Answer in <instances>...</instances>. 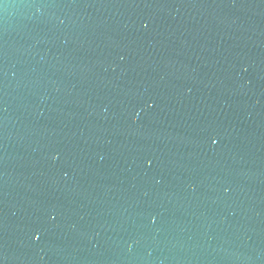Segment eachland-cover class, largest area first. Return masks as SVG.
I'll return each mask as SVG.
<instances>
[{"label":"water","instance_id":"95a60500","mask_svg":"<svg viewBox=\"0 0 264 264\" xmlns=\"http://www.w3.org/2000/svg\"><path fill=\"white\" fill-rule=\"evenodd\" d=\"M0 264H264V0H0Z\"/></svg>","mask_w":264,"mask_h":264},{"label":"snow or ice","instance_id":"6c2138e0","mask_svg":"<svg viewBox=\"0 0 264 264\" xmlns=\"http://www.w3.org/2000/svg\"><path fill=\"white\" fill-rule=\"evenodd\" d=\"M216 141L215 140H213V143H215Z\"/></svg>","mask_w":264,"mask_h":264}]
</instances>
